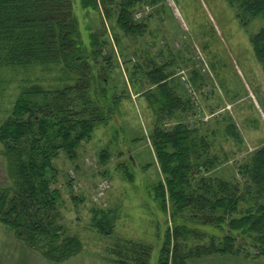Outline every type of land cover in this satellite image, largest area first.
I'll return each instance as SVG.
<instances>
[{"label": "rangeland", "instance_id": "obj_1", "mask_svg": "<svg viewBox=\"0 0 264 264\" xmlns=\"http://www.w3.org/2000/svg\"><path fill=\"white\" fill-rule=\"evenodd\" d=\"M73 3L84 44L94 49L95 38L110 58L90 60L97 78H108L99 85L108 91L101 106L115 113L73 158L61 151L54 160L60 224L83 249L52 263L0 223V264H118L119 254L132 259L134 243L150 249L149 264L161 258L170 264L176 225L171 208L165 213L155 199L153 187L164 177L150 137L156 126H186L211 142L215 164L202 176L241 180L238 166L264 147V70L251 42L264 20L244 28L227 0H116L134 13V32L118 24L115 6ZM30 77L48 86L58 74L0 69V125ZM9 184L0 153V186ZM184 225L198 232L185 235L188 247L222 236L217 227ZM188 264H264V258L215 255Z\"/></svg>", "mask_w": 264, "mask_h": 264}, {"label": "trees", "instance_id": "obj_2", "mask_svg": "<svg viewBox=\"0 0 264 264\" xmlns=\"http://www.w3.org/2000/svg\"><path fill=\"white\" fill-rule=\"evenodd\" d=\"M94 1L81 0L86 9L94 7ZM227 1L244 28L264 20V0ZM101 3L119 9L117 22L122 29L139 31L125 4ZM91 40L94 49L90 50L82 39L73 0H0V69L58 74L55 84L48 86L27 79L0 125V153L10 181L0 186V223L52 263H64L83 249L81 241L60 224L54 160L61 151L73 158L99 125L115 117L112 108L101 106L108 91L99 85L107 84L108 78L99 73L98 79L93 73L90 59L103 52L98 41ZM251 42L264 70V27ZM150 139L164 177L153 187L155 199L165 213L171 208L176 225L173 251L167 254L170 264L215 255L264 258V147L238 166L241 180L237 181L200 174L214 167L211 142L186 126H156ZM186 220L195 226L217 227L222 236L188 247L185 235L198 232L186 227ZM131 247L132 259L120 252L118 264H149L148 247L135 243ZM165 263L161 258L158 264Z\"/></svg>", "mask_w": 264, "mask_h": 264}]
</instances>
